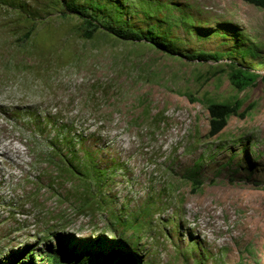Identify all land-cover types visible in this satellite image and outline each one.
<instances>
[{"label": "rangeland", "instance_id": "rangeland-1", "mask_svg": "<svg viewBox=\"0 0 264 264\" xmlns=\"http://www.w3.org/2000/svg\"><path fill=\"white\" fill-rule=\"evenodd\" d=\"M130 4L128 23L158 26L175 55L146 41L84 40L76 20L39 25L27 55L16 42L25 32L0 11V262L34 246L35 263L49 264L60 235L83 248L102 239L106 251L126 241L139 264H264V11L242 0ZM200 53L221 60L186 58ZM234 64L254 86H232ZM236 102L239 116L211 137L209 105ZM29 110L72 124L112 170L99 212L80 210L73 185H31Z\"/></svg>", "mask_w": 264, "mask_h": 264}, {"label": "trees", "instance_id": "trees-1", "mask_svg": "<svg viewBox=\"0 0 264 264\" xmlns=\"http://www.w3.org/2000/svg\"><path fill=\"white\" fill-rule=\"evenodd\" d=\"M133 0H0V11L15 16L16 29L24 31V36L17 39L18 48H24L27 55L34 51L32 38L39 25L50 21H79L75 33L87 41H92L98 34L125 43L150 44V47L164 52L167 56L176 54L167 35L160 33L158 26L149 27L146 33L135 30L126 17L135 14L130 2ZM243 2L264 11V0H242ZM146 14L149 19L157 18L164 7L153 5ZM166 8V7H165ZM170 19H158L159 23L168 24ZM248 54H242L241 60ZM258 59L255 55L252 56ZM188 61L210 62L220 61L218 54H191L186 56ZM230 82L238 91H244L255 85L257 76L241 68L238 64L230 66ZM242 108L240 102L234 104L209 105L210 136H218L228 125V119L239 116ZM28 121H23L26 140L31 144V152L35 156L33 169L39 172L31 185H73L80 210L99 212L107 205L103 198V188L112 182V170L103 169L97 163L95 151L88 145L83 135L74 133L75 127L60 124L57 115L39 116L37 110ZM22 116V115H21ZM244 117V115H240ZM29 149V148H28ZM42 169L39 170L38 168ZM32 170V168H30ZM27 176L23 182L28 183ZM199 183H195L198 187ZM71 196V194H70ZM69 196V197H70ZM58 242L57 250L47 251L49 264H139L134 259V247H129L126 241L119 242L112 251L98 250L103 240L89 248L78 246L77 242L60 235H54ZM35 247H27L25 251L9 257L0 264H36L34 261Z\"/></svg>", "mask_w": 264, "mask_h": 264}]
</instances>
